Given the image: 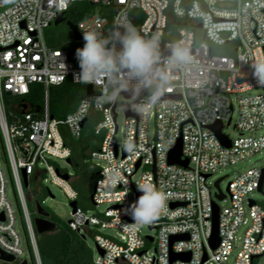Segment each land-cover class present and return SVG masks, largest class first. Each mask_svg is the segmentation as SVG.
Segmentation results:
<instances>
[{"label": "built area", "instance_id": "obj_1", "mask_svg": "<svg viewBox=\"0 0 264 264\" xmlns=\"http://www.w3.org/2000/svg\"><path fill=\"white\" fill-rule=\"evenodd\" d=\"M76 3L100 7L98 13L75 23L81 36L111 26L118 15L126 16L142 35L158 36L161 70H167L171 44L187 47L192 63L171 72L164 92L178 97L162 99L138 113L132 106L146 98L121 93L115 105L97 109L93 104L73 124L80 102L94 93V88L91 94L86 88L73 112L62 119L54 117L49 88L67 78L80 83L74 77L79 67L76 58L69 56L76 49L49 44L44 32ZM140 13L145 15L142 22ZM215 46L236 54H218ZM258 60H264V0H0V250L14 256V263L26 259L28 264H42L23 174L29 186L32 179L39 181L49 173L70 201L78 200L70 173L54 161L70 159L72 149L65 136L79 138L92 121L95 134L102 136L99 148L91 152L100 175L93 202L108 206L97 214L78 204L68 224L85 236L94 229L117 231L119 237L96 234L102 252L98 250L94 264H256L264 255V208L251 194L259 189L263 166L238 173L222 199L221 192L214 190L216 183L208 180L221 168L264 149V93H253L264 89L253 75ZM34 83L46 89L43 116L36 117L32 110L22 112V107L19 113L9 112L7 92L23 97ZM120 103L126 113L123 143L117 138ZM219 122L230 147L210 127ZM230 127L236 136L226 132ZM180 139L183 158L189 160L186 167L169 161ZM142 183L165 196L157 219L147 224L155 235L144 234L128 212L143 194L138 190ZM221 200L229 204L222 206ZM215 203L220 206V243L213 249ZM173 254H189V258L173 259ZM0 264H8L1 253Z\"/></svg>", "mask_w": 264, "mask_h": 264}, {"label": "clouds", "instance_id": "obj_2", "mask_svg": "<svg viewBox=\"0 0 264 264\" xmlns=\"http://www.w3.org/2000/svg\"><path fill=\"white\" fill-rule=\"evenodd\" d=\"M83 47L75 50L79 71L75 79L85 85H92L91 98L80 102L73 124L87 115L93 104L97 109L105 104L115 105L121 93L136 96L148 90L146 101L134 104L132 111L144 113L159 104L164 96L173 70H182L192 63L187 47L173 43L167 58V70L158 68L160 61V39L146 37L126 16L118 15L106 28H94L82 33ZM253 75L259 85L264 86V60L253 66ZM138 190L143 194L128 212L137 224H150L164 206V194L155 186L142 183Z\"/></svg>", "mask_w": 264, "mask_h": 264}, {"label": "trees", "instance_id": "obj_3", "mask_svg": "<svg viewBox=\"0 0 264 264\" xmlns=\"http://www.w3.org/2000/svg\"><path fill=\"white\" fill-rule=\"evenodd\" d=\"M81 10L78 14L72 16V6L67 10L68 20L76 23L91 15L94 9L88 3H78ZM51 27V26H50ZM51 44L66 49H77L82 47L74 43L70 46L67 42H53ZM57 91L53 96L52 86L49 88V107L50 113L59 119L65 118L73 112L81 98L85 95V88L82 83H75L71 78H67L60 85H54ZM148 91V90H146ZM24 101L33 107L32 111L36 117L43 116V107L45 103V88L40 83H34L30 91L23 97L5 95L6 107L9 112L19 113L18 105ZM66 143L72 149L70 163L76 170V177L72 178V184L78 191V204L80 198H92L95 184L99 178V169L91 160V152L98 149L102 138L94 132V123L89 121L79 138L66 135ZM264 193V185H263ZM29 205V203H28ZM80 206V205H79ZM29 209L33 214L36 213V207L32 204ZM50 213V212H49ZM48 219L56 223V228L52 232L37 233L38 247L41 255L42 264H94V254L85 238L77 231L73 230L68 223L58 215L50 213ZM30 264H34L31 262Z\"/></svg>", "mask_w": 264, "mask_h": 264}, {"label": "rangeland", "instance_id": "obj_4", "mask_svg": "<svg viewBox=\"0 0 264 264\" xmlns=\"http://www.w3.org/2000/svg\"><path fill=\"white\" fill-rule=\"evenodd\" d=\"M71 8H72L71 13H72V16L74 17L81 10V7L78 5V3L73 4ZM93 9H94L93 11H95L96 13L100 11V7L98 5L93 6ZM139 15H140V22H142L145 18V15L143 13H140ZM44 33H45V37L49 44H51V41L60 42V43L67 42L70 46H73L74 43H77L83 47V42H76L74 40L73 32L71 31L69 26L66 24V22H62L58 25L53 24L51 27L46 28ZM214 48H215V52L218 54H230V55L236 54L234 50L228 47L215 46ZM83 85H84L85 92H86V85L85 84ZM56 89H57L56 87L52 86L53 96H56L55 95L57 91ZM253 93H264V89L262 88L255 89ZM148 95H149V91L145 90V92H143L142 94H138L134 97L137 99L142 98V97L147 98ZM117 112H118L117 123L119 125V131L117 134V138L119 139L120 143H123L124 127H125V120H126V113L124 110L123 103H120V105L118 106ZM236 116L237 114L234 115L235 118ZM226 132L230 133L232 136H236V131L232 127L227 128ZM262 132L264 133V129L262 130ZM0 149L2 150L1 143H0ZM2 163L5 164V158L3 157V155H2ZM54 164L56 167L60 168L62 171L69 172L72 178L76 177L75 175L76 170L72 166V164L67 161V159H55ZM262 166H264V149H262L261 152H258L255 155L249 157L248 159L238 163L237 165L221 168L220 170L215 172L209 178L208 181L211 184H215L217 180L222 178L220 182V188L223 193L227 194L229 182L233 180L238 173L245 171L246 169L251 168V167H262ZM138 179H139V174L135 176L134 181L136 182ZM71 183H72V180H71ZM25 190H26V195L28 198V203H29V206L31 207L32 212H33L32 204L35 205L36 207V203L40 202L50 213H54L58 215L61 219H63L66 223H68V220L71 218L72 213H73V207L70 205L71 201L68 198L67 194L65 193L64 189L53 181V177L51 174L49 173L43 174L42 179L39 181L32 179V181L30 182V185L25 186ZM214 190L220 191V189L217 186H214ZM251 197L257 200L260 206L264 208L263 191L260 192L259 190H256L251 194ZM220 204L222 206H226L229 204V201L221 200ZM79 205L83 207L84 209L89 210L90 212H95L97 214H99V211L105 210L108 206L107 203H103L97 206L94 204L92 198L87 199L85 197L80 198ZM36 215L37 214H33V217H35ZM140 228L144 234H151V235L156 234V230L150 229V227L147 224H140ZM98 233L106 235V236L111 235V236L119 237V235L117 234V231L111 228H105V229H100V230L94 229L92 232L87 231L86 241H87V244L92 249L95 257L98 254V248H97V243H96V234ZM149 248L151 249V251H153L154 244H150ZM256 261H257L256 264H263L264 255L258 258Z\"/></svg>", "mask_w": 264, "mask_h": 264}, {"label": "water", "instance_id": "obj_5", "mask_svg": "<svg viewBox=\"0 0 264 264\" xmlns=\"http://www.w3.org/2000/svg\"><path fill=\"white\" fill-rule=\"evenodd\" d=\"M62 22H66V24L69 26V28L73 32V36H74L75 41H80L82 39V36L78 30L77 25L74 22H72L71 20H67L66 12H61L60 15L58 16V18L55 20L54 24L58 25ZM198 27L201 28L202 23H199ZM206 38H207V34H206V32H204L203 39L205 40ZM69 56H70V60H73L75 57V51L69 52ZM86 88H87V93H89V94L93 93V86L92 85L89 84L86 86ZM143 91L144 90L140 91L139 93H142ZM7 95L11 96V92H7ZM126 95L128 97H130L128 93H126ZM177 97L178 96L171 95V94H164L162 99H172V98H177ZM20 107H22V109H21L22 112H26L27 110L30 111L33 109V107L26 102L22 103L18 108L20 109ZM126 110H127V107H126ZM210 127L217 134V136L220 138V140L222 141V143L225 146H228V147L231 146L230 139H228V137L222 133V129H223L222 123L219 122V123H216ZM182 149H183V143H182V139H180L175 144L172 151L170 152V155H169L170 163H177V164H180V165L185 166V167L188 166L189 160L183 158ZM67 161L70 163V159H67ZM139 165H140V163L138 164V167H139ZM154 169H155V167H154ZM23 176H24L25 185L27 186L28 185V176L26 175V173H24ZM64 177L68 179L69 175L66 174V175H64ZM221 180H222V178H220L219 180L216 181V186L220 189L221 194H219V197L222 199L225 197V195L222 194V190L220 188ZM263 185H264V166L262 168V177H261L260 186L258 189L260 192L263 191ZM92 200H93V195H92ZM251 204H254V200H251ZM70 205L73 207V211L75 212V210L78 206V201L77 200L71 201ZM175 205H177V204H174V206ZM36 213H37V215L34 217V223H35L36 230L39 234L52 232L55 230L56 223H54L48 219V216L50 213L40 202L36 203ZM219 214H220V206L215 203L214 214L212 217L213 229H212V235L210 238V244H211L213 249H215L220 243ZM82 237L86 239V236L84 234H82ZM185 237L186 236H176V237H174V239H180V238H185ZM98 250L100 252H102L101 249L98 248ZM0 253H1V258L4 259L5 261H7L8 264H28V260H26V259L23 260L21 263H14V260H15L14 256L6 254L2 250H0ZM177 258L188 259L189 254H173V259H177ZM206 258H207V256L205 255V259Z\"/></svg>", "mask_w": 264, "mask_h": 264}]
</instances>
